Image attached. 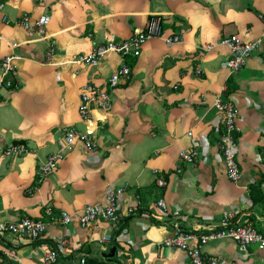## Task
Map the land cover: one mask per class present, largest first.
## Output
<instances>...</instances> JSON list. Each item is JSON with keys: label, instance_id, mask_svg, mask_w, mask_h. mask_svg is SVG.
<instances>
[{"label": "crops", "instance_id": "obj_1", "mask_svg": "<svg viewBox=\"0 0 264 264\" xmlns=\"http://www.w3.org/2000/svg\"><path fill=\"white\" fill-rule=\"evenodd\" d=\"M24 13L47 16L45 37L19 25ZM150 16L183 41L149 39L136 58L108 53L92 66L71 62L95 43L129 37ZM263 19L264 0H0V61L16 56L14 85L0 86V264H188L185 251L160 244L173 226L207 232L225 218L264 234V43L238 71L221 66L229 53L221 38L253 39ZM123 62L131 71L111 90L109 109L81 119V86L104 85ZM229 78L235 89L227 94ZM221 96L237 110L236 180L226 176L218 146L223 122L214 101ZM69 126L91 132L95 148L77 143L38 179V165ZM9 144L26 152L3 155ZM190 150L198 153L179 156ZM117 187H124L117 223H60L61 211L101 206ZM22 218L42 221L44 234L5 230ZM64 238L59 257L44 261L43 252ZM201 249L219 264H264V250H242L226 237Z\"/></svg>", "mask_w": 264, "mask_h": 264}, {"label": "built area", "instance_id": "obj_2", "mask_svg": "<svg viewBox=\"0 0 264 264\" xmlns=\"http://www.w3.org/2000/svg\"><path fill=\"white\" fill-rule=\"evenodd\" d=\"M18 23L24 29L45 37L46 15L43 14L31 20L28 14L24 13ZM149 39H158L168 45L178 44L183 41L182 37L178 34L166 33L161 25L160 17L150 16L145 25L133 32L129 37L119 41L108 40L105 43H95L88 53L78 54L71 62L77 65L92 66L108 53H115L122 58H136L140 55L143 44ZM221 43L226 45L229 50L228 57L221 61V66L231 72H236L243 66L246 59L264 43V26L260 35L253 39L242 40L237 35H229L222 37ZM206 48L209 49L210 45ZM54 51L55 45L51 41L48 45L47 56L50 57ZM15 57V55H7L0 61L1 87H10L14 84L12 80L15 69L13 59ZM130 71L131 66L129 63L123 62L108 77L104 85L85 82L80 89L77 109L81 119L88 120L93 109L108 110L111 104V90L118 85L120 79L127 78ZM214 102L218 111L222 113L223 132L219 138L218 146L225 173L229 179L236 180L240 173L235 159V132L237 130L235 121L237 110L232 101L224 99L222 96L215 99ZM77 143L82 144L87 149L95 148V141L91 132H83L71 126L63 128V134L58 141L57 151L49 154L46 160L38 165V179L50 172L62 159L64 154ZM25 152L26 147L22 144H9L2 153L3 155L13 156L21 155ZM197 153L196 150L180 151L179 156L182 159H188ZM123 191L124 187L109 188L106 192L105 203L101 206L87 204L78 212L68 213L67 211H61L59 213L60 223L67 225L72 221H76L83 228L96 221L117 223L120 220L117 202ZM156 204L163 211L166 210V205L162 199H159ZM222 221L223 223L220 227L211 228L207 232L182 230L177 226H173L171 235L162 239L160 244L166 248H177L185 251L188 257V264H219L218 257L207 255L201 249L202 245L209 239L218 237L233 239L240 245L242 250H246L252 244L264 250V234L257 231L251 222L230 223L225 218ZM5 230L13 236H28L31 239H38L44 234L45 224L40 220L22 218L15 223L8 224ZM65 246L66 239H60L54 248H49L43 252L44 261L54 262ZM4 253L10 258L17 259L13 251L5 250ZM81 263H83V259H81Z\"/></svg>", "mask_w": 264, "mask_h": 264}, {"label": "trees", "instance_id": "obj_3", "mask_svg": "<svg viewBox=\"0 0 264 264\" xmlns=\"http://www.w3.org/2000/svg\"><path fill=\"white\" fill-rule=\"evenodd\" d=\"M14 85V84H13ZM226 87L227 88H225V92L228 94V93H230V92H232L234 89H235V84L233 83V81H232V79L231 78H229L227 81H226ZM250 187H251V190L252 191H254V189H257V186L256 185H250ZM258 195L257 194H253L252 195V199H259L258 197H257ZM120 221V220H119ZM56 245H54L52 248H54Z\"/></svg>", "mask_w": 264, "mask_h": 264}, {"label": "bare ground", "instance_id": "obj_4", "mask_svg": "<svg viewBox=\"0 0 264 264\" xmlns=\"http://www.w3.org/2000/svg\"><path fill=\"white\" fill-rule=\"evenodd\" d=\"M113 41V40H112ZM227 88V87H226ZM92 151V150H91ZM252 223V222H251Z\"/></svg>", "mask_w": 264, "mask_h": 264}, {"label": "rangeland", "instance_id": "obj_5", "mask_svg": "<svg viewBox=\"0 0 264 264\" xmlns=\"http://www.w3.org/2000/svg\"><path fill=\"white\" fill-rule=\"evenodd\" d=\"M7 87V86H6Z\"/></svg>", "mask_w": 264, "mask_h": 264}]
</instances>
